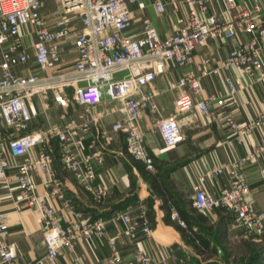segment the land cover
<instances>
[{
    "label": "built area",
    "instance_id": "built-area-1",
    "mask_svg": "<svg viewBox=\"0 0 264 264\" xmlns=\"http://www.w3.org/2000/svg\"><path fill=\"white\" fill-rule=\"evenodd\" d=\"M48 1L0 0V183L5 186L16 183L20 192L14 200L16 207L26 204L39 211L46 246L43 255L22 262L17 244L6 239L9 226L0 209V264H46L55 261L64 250L73 252L80 238L104 235L105 217L86 219L67 199L64 205L71 213L60 212L56 200L64 199L65 194L56 176L51 141L55 138L59 142L63 169L97 200L106 198L110 191L107 182L95 181L100 178L98 169L103 164V151L116 135L123 134L129 153L142 160L147 168H153L154 160L139 118L143 108L155 106V80L170 64L184 69L178 79L170 82V89L179 92L176 108L193 114L199 112L228 126L232 135L227 140L229 144L242 142L264 122V109L255 118L239 121L229 112L211 108L215 101L224 105L225 99L212 95L200 99L192 96L200 93L204 75L221 72L228 97L236 94L239 85L231 74L235 67L242 68L248 75L258 72L264 81V24L256 19L257 13L264 10L260 2H256L252 10H239L227 20H219L214 15L201 16L207 11L209 0H184L191 6L187 22L162 36L147 20L142 35L132 38L126 31L133 21V6L137 4L143 9L146 6L143 0H54L47 11ZM222 2L227 9L237 6V0ZM153 3L158 12L165 10L166 0H153ZM242 33L250 38L240 39L224 59L210 66L212 62L205 58L209 67L200 73L191 68L195 51L209 38L222 34L237 39ZM69 38H72L76 55L65 58ZM66 86H71L77 99L87 106L119 101L124 116L115 120L110 128L99 126L97 138L87 146L84 138L99 125L101 114L91 113V107L87 109L88 116L69 111ZM50 88H56L54 98L62 108L63 122L46 129L33 123L39 113L34 96ZM157 129L166 146H174L184 139L175 116H160ZM34 150H37L36 155ZM263 157L264 142L247 150L239 161H256ZM225 168L222 164L206 173H222ZM9 171L14 175L10 176ZM38 172L47 174L42 192L38 191L34 178ZM249 192V182L236 174L218 195L195 185L192 203L204 213L224 208L245 231L264 234V211L247 201ZM170 216L183 224L174 207ZM112 218L122 223V233L131 240L153 236L146 207L135 216L129 211H116ZM110 241L107 264H122L125 256L121 248L114 238ZM163 263L166 264L164 260ZM133 264H152V260L137 246Z\"/></svg>",
    "mask_w": 264,
    "mask_h": 264
},
{
    "label": "crops",
    "instance_id": "crops-1",
    "mask_svg": "<svg viewBox=\"0 0 264 264\" xmlns=\"http://www.w3.org/2000/svg\"><path fill=\"white\" fill-rule=\"evenodd\" d=\"M143 1L146 3L143 9L138 8L137 4L133 6V21L126 31L132 38L142 35L147 20L162 36L169 35L188 20L191 6L184 0H166L165 10L161 13L156 10L153 0ZM256 2L264 5V0H237L236 8L227 9L222 0H209L208 9L201 16L205 18L214 15L219 20H227L239 10H252ZM50 8L48 4L45 6L47 11ZM256 19L264 24V10L257 13ZM249 38L246 33L240 34L237 39L226 38L222 34L209 38L205 45L199 46L195 51L191 68L200 73L209 67L205 58L212 62L210 66L214 65L224 59L240 39ZM30 39L33 40V37ZM30 52L33 59L32 49ZM64 52L65 58L76 55L72 40L66 42ZM183 71V68L170 64L166 72L157 77L153 86L156 93L155 106L143 108L139 118L156 168L153 179L145 176L146 164L142 160L138 161L141 162L143 171L139 166L130 165L123 152V144L119 142L121 134L116 135L103 151V164L98 169L100 178L95 183L102 179L110 185V191L101 202L97 203V199L81 188L73 176L63 169L60 159L54 160L56 176L65 194L64 199L56 200L60 212L65 215L71 213L64 205L67 199L73 209L81 212L84 218L92 220L103 216L107 222L103 236L80 238L76 241L73 252L64 250L55 261L46 264H107L111 238L116 240L125 256L122 264H133L137 246L149 254L152 264H164L163 260L166 264H202L199 259L204 256L211 260L215 257L224 259L232 244L237 243L244 235L245 229L226 209L217 208L207 213L198 210L192 203V195L197 184L209 194L218 195L236 174L249 182L247 201L264 211V157L256 161H239L247 150L264 142V122L245 136L242 142L234 141L232 145L229 144L227 140L232 135L228 126L199 112L193 114L176 108L179 92L170 89V82L178 79ZM231 74L239 85V91L233 96L228 97V87L221 72L204 75L200 93L192 95L193 98L212 95L225 99L224 105L215 101L211 108L214 111L229 112L239 121L255 118L264 109V81L260 79L258 72L248 75L240 67H235ZM57 107L62 112L58 104ZM90 112L100 113L101 120L99 125L86 134L84 141L87 146L97 138L99 126L110 128L115 120L124 116L119 101H103L92 106ZM88 115L89 111L85 116ZM160 116H175L179 120L184 134L182 142L174 146L164 144L157 129ZM36 154L37 150H34V155ZM234 163L237 165L234 166ZM222 164L226 165L222 173H206ZM8 173L10 176L14 175L13 171ZM34 178L38 183V191L42 192L47 174L38 172L34 174ZM19 193L15 182L9 186L0 183V209L9 226L6 239L17 244L19 259L26 262L43 255L46 246L39 211L26 204L16 207L14 200ZM151 200L154 202V212L149 207ZM143 207L147 208L151 223L155 220V224H152L153 236H140L137 240H131L122 233V223L113 219L112 215L116 211H129L135 216ZM172 207L178 210L183 224L171 218Z\"/></svg>",
    "mask_w": 264,
    "mask_h": 264
},
{
    "label": "rangeland",
    "instance_id": "rangeland-1",
    "mask_svg": "<svg viewBox=\"0 0 264 264\" xmlns=\"http://www.w3.org/2000/svg\"><path fill=\"white\" fill-rule=\"evenodd\" d=\"M54 0L48 1V5L52 6ZM72 40V38H69ZM65 53V52H64ZM69 53V52H66ZM32 57V56H31ZM72 56H68L67 58H71ZM32 59V58H31ZM54 71V70H53ZM56 88H50L47 89L46 92L34 96V99L36 101V105L38 108V114L36 115V118L34 120V125L38 127L43 128H50L53 125H61L63 122V119L61 118V115L63 113L60 112V109L57 107V102L55 101L54 96V90ZM65 91L69 97V111H71L74 114L77 115H86L88 113L87 106L82 104L76 97L75 91L71 86H66ZM120 143L123 144V152L129 160L130 165H136L141 168V171H143V168L140 166L139 159H136L125 147V137L123 134H121ZM51 146L53 149V154L55 159H59L60 157V150H59V142L57 139L53 138L51 141ZM145 176L148 178L153 179L154 172L156 171L155 166L153 168H147L145 170ZM95 200V199H94ZM101 200H95L97 203L101 202ZM153 200V199H152ZM151 200V212H154L153 209V201ZM222 209V208H221ZM224 209V208H223ZM155 224V220L152 223ZM264 258V234H257L254 232H244V235L241 237V239L237 242L232 244L231 250L229 251V254L224 257V259H207L206 256H204L201 260L202 264H262Z\"/></svg>",
    "mask_w": 264,
    "mask_h": 264
},
{
    "label": "trees",
    "instance_id": "trees-1",
    "mask_svg": "<svg viewBox=\"0 0 264 264\" xmlns=\"http://www.w3.org/2000/svg\"><path fill=\"white\" fill-rule=\"evenodd\" d=\"M155 180V179H154ZM148 216H149V218H150V214L148 213ZM150 221H151V219H150Z\"/></svg>",
    "mask_w": 264,
    "mask_h": 264
}]
</instances>
